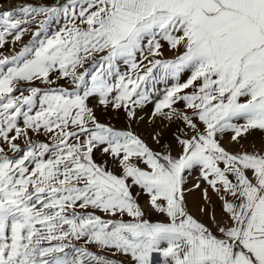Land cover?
I'll use <instances>...</instances> for the list:
<instances>
[{
    "label": "snow or ice",
    "instance_id": "6c2138e0",
    "mask_svg": "<svg viewBox=\"0 0 264 264\" xmlns=\"http://www.w3.org/2000/svg\"><path fill=\"white\" fill-rule=\"evenodd\" d=\"M7 3L0 264H264V0Z\"/></svg>",
    "mask_w": 264,
    "mask_h": 264
},
{
    "label": "rangeland",
    "instance_id": "374dc122",
    "mask_svg": "<svg viewBox=\"0 0 264 264\" xmlns=\"http://www.w3.org/2000/svg\"><path fill=\"white\" fill-rule=\"evenodd\" d=\"M23 2H24V0H8V3L4 6L9 7V6H14V5H19V4H22ZM25 39H27V37H25ZM159 87L161 88V90H163V85H160ZM113 123H117L118 127L121 126L120 123L115 121V120H113Z\"/></svg>",
    "mask_w": 264,
    "mask_h": 264
}]
</instances>
